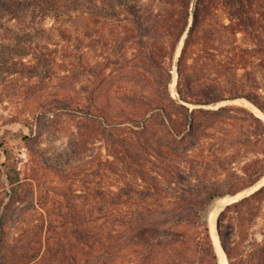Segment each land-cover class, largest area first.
I'll return each mask as SVG.
<instances>
[{
  "label": "trees",
  "instance_id": "16d2710c",
  "mask_svg": "<svg viewBox=\"0 0 264 264\" xmlns=\"http://www.w3.org/2000/svg\"><path fill=\"white\" fill-rule=\"evenodd\" d=\"M161 1L165 3L164 9L155 12L151 10L153 5L142 7L132 0H0V90L15 76L47 77L50 71L51 53L39 49L31 41L35 34L33 30L41 36L43 28L32 20L31 24L21 25L18 29L14 20H21L27 13L33 19L44 20L51 16L56 20L60 34L73 41L69 16L73 12L88 16L83 36L75 39L86 41V47L101 49L99 55L103 62L89 60L84 66L81 59L85 53L78 57L82 73L86 71L93 77L94 89L86 95V104L78 96L57 90L38 95L43 99L42 104L38 110L28 113H32L37 121L50 115L57 119L63 111L83 114L78 129L86 128V138L72 142L75 155L80 154L86 141V157L91 156L93 144L99 139L104 140L109 154L114 157L108 158L105 165L123 163L128 173L147 183L139 194L132 188L127 191L116 189L112 184L102 183L106 173L101 165L89 168L84 215L75 213L71 224L65 219L58 221L59 213L53 214L52 205L45 200L46 196H42L40 203L47 213L42 226L43 229L47 227L45 237L37 242L41 246L39 250L26 257L23 264L33 261L38 264H185L192 262L195 252H199L200 259L208 264H218L209 218L214 203L225 194H236L264 177V155L243 166L244 174L237 175L238 184L229 191L221 186L222 179L200 181L191 166L187 169L182 165L198 156L203 161L216 163L217 170L227 169L224 160L229 155L215 151L205 153L200 134L201 129L216 125V118L223 113L243 124L244 130L251 134L239 139L240 144H245L252 136L264 140V118L244 104H228L218 109L202 106L246 97L264 112L261 94L240 92L236 84L227 85L232 78H223L233 69L249 68L255 59L264 63V23L258 26L264 16V0ZM220 9L227 12L231 21L217 27L210 21ZM149 10L151 12H146ZM224 31L234 37L243 33L244 45H221ZM186 32L177 61L179 96L176 98L170 90L172 64ZM74 47L78 48L75 44ZM132 48L136 50L134 53H130ZM220 54L225 58L217 59ZM192 58L218 62L223 72L212 80H200L191 72ZM68 65L64 79L73 74L71 70H76L75 65ZM115 66L111 73L119 69L147 75V87L155 90L148 99L138 91L142 88L132 79L120 80L115 96L133 105L131 111L127 106L121 108L125 118L117 116L111 110V102H101L97 94L111 76V73L107 74L108 69ZM254 72L248 71V75L252 78ZM76 77L78 79L80 75ZM137 102H147V108L139 110ZM186 102L197 106L191 107ZM11 121H21V118L16 114ZM25 122L30 126V132H16L14 137H20L35 155L37 137L33 123ZM7 143L4 134L0 141L5 155L1 174H5L9 188L0 192V247H4L6 231L3 208L7 210L18 199L27 183L23 181L14 147ZM156 166L161 170L155 169ZM226 182L232 186L233 182L227 180L224 184ZM262 196L264 186L229 203L221 212L220 233L231 264H245V261L243 258L235 260L233 247L227 241L229 211L242 212L244 207L249 210ZM59 223L64 230L71 229L70 240L58 230ZM191 227L196 228L198 235L191 234ZM64 238L66 240L62 241ZM10 248L13 251L24 245H10ZM257 254L261 259L255 264H264V242L259 244Z\"/></svg>",
  "mask_w": 264,
  "mask_h": 264
},
{
  "label": "rangeland",
  "instance_id": "374dc122",
  "mask_svg": "<svg viewBox=\"0 0 264 264\" xmlns=\"http://www.w3.org/2000/svg\"><path fill=\"white\" fill-rule=\"evenodd\" d=\"M132 1L143 5L142 7L153 5L151 10L154 9L155 12L165 7V3L161 0ZM151 10L146 12H151ZM87 17L86 14L81 12H73L71 16H69L68 23L74 35V37H71L73 41L68 40L67 37L60 34V31L56 27V20L51 16L44 20L39 18L33 19L31 14L27 13L21 20L13 21L15 28L19 29L22 27L21 25L31 24L32 20H35L38 26H40L39 28H43L44 32L43 35L40 36L33 30L35 34L31 41L34 46L37 45L39 49L51 53L52 59L49 64L50 71L48 75H46L47 77L38 76L37 78L32 77L29 79L28 77H22L20 75L15 76L8 81L7 86L0 90V141L5 134L8 139L7 144L13 146L17 154L18 165L22 172L23 181L27 182L26 185H24L25 191H21L18 199L13 201L7 210L3 208V214L6 220V231L4 247H0V264H23L26 257L35 254L36 251L39 250L38 248L41 247L37 242L41 240V237H45L44 234L47 228H42L44 218L47 217V213L40 203V200H43L42 196H46L45 200L52 205L51 210L53 214L56 212L59 213L58 216L56 215L58 221L62 222L65 219L71 224L74 220L75 213L83 217L86 198V172L89 171V168L95 169L98 165H101L102 170L106 173V177L102 179V183L106 186L112 184L116 189L122 188L127 191L128 188H132L136 190V194H139V190L142 186L147 184L142 179L139 180L136 176L128 173L123 163L118 162L105 165V161L108 158L113 159L114 157L109 154V149L104 140L99 139L93 144L94 148L91 156L86 157V141L84 146L82 144L80 154L75 155L72 142L74 140L84 139V137L86 138V128L81 131L78 129L84 117L83 114L63 111L57 119L50 115V117H45L41 121H37L32 113H28L35 109L38 110V107L42 104L43 99L38 97V95L52 94L57 90L61 93L78 96L86 104V95L91 93L94 89V85L91 83L93 77H90L86 71L82 73L78 57H81L83 53H85L81 59V63L84 64V66H86L89 60H91V62H103L101 55H99L102 53L101 49L86 47L84 45L86 41L81 42L79 39H75L76 36H83V30L86 29L85 26L88 20ZM262 17L263 19L258 26L264 23V16ZM257 18L259 20V17ZM192 19L191 17V22ZM230 21L227 12L220 9L210 22L214 25L216 24L218 27L221 26L222 22L229 23ZM217 22L219 24H217ZM20 33L22 32L20 31ZM222 34V41H220L221 45L227 47L244 45L245 40L243 33H238L236 37L231 35L228 31H224ZM186 35L187 32L181 41L172 64L173 79L170 82V90L176 98L179 96L177 89L179 77L177 61L181 54ZM94 36H97V33H95ZM218 40L217 38L214 41L217 43ZM74 44L78 48L75 49ZM79 48L81 51H79ZM134 51H136L135 48H132L130 53H134ZM224 58L225 56L222 54L217 56L219 60ZM260 61V59H255V62L249 68L233 69L230 74L224 75L223 78H232L231 81L227 82V85L232 87L236 84V88H238L237 90L240 92L259 93L263 96L262 100H264V63ZM169 63L168 61V66ZM190 63L193 76H197L200 80H204L205 78L212 80L223 72L221 66L218 65L219 63L210 59L208 60L205 58L196 60L192 58ZM67 64H69L68 66L75 65L76 70H71L73 74H70L69 77L64 79L63 76L68 74V72L65 71ZM114 68H116V66L108 69L107 74H110ZM248 71H255V76L251 78V75H248ZM78 75H80V77L77 79L76 76ZM128 78L132 79L139 88H142V90L138 91H141L148 99L153 96L155 90H151L150 86L147 87V84H149L147 75L143 76L135 72L128 73L126 71H119V69H115L103 87L97 90L100 101L105 103L109 100L112 104L111 110L114 111L115 114H118L117 116L123 118H125V115L121 108L127 106L128 110L131 111L133 105L130 104V102L119 100L115 96V92H117V84L120 83V80ZM143 86H145L146 89H144ZM186 103L191 105V107L197 106L193 103ZM137 104L139 110H145L147 108V102H137ZM228 104H244L258 115L261 116L262 114L260 108L246 97L228 98L202 106L205 108L218 109L220 106ZM16 114L20 116L21 121L12 122L11 118ZM228 116L229 114L227 113L218 116L216 118V125L207 129H201L200 133L203 146L206 149L205 153L208 151H215L221 155H229L228 158L224 160L227 169L217 170L215 168L216 163L213 164L207 160L203 161V158L198 156H193L182 165H186L187 169L191 166V168L195 170L196 177L200 181L206 182V180L216 178L222 179L220 183L221 186L224 190L227 189L229 191L235 189V186L238 184L237 175L244 174L243 166L247 162L258 159L264 155V140L252 136L251 140H246L245 144H240L238 142L239 139H242L243 136H250L251 134L248 133L247 130H244L246 127L243 126V124L236 122V119L229 118ZM52 119H55V121ZM26 120L33 123L34 135L37 137L34 142L35 155L32 154L29 146L23 143L20 137H14L16 132H30L31 128L26 124ZM4 160V151L0 147V192L9 188V182L5 174H1ZM155 169L161 170L158 169V166H156ZM164 170L165 169L162 171ZM227 180L233 182L232 186L227 182L224 184V181ZM259 181H263V185H259L258 189L264 186V177ZM253 186L241 190L236 194L227 193L213 205L209 218L211 232L218 255V264H224V257H226L228 264H231L220 233L219 221L221 212L229 203L236 199L232 198L233 195L241 197L252 191ZM218 203V207L214 210V207ZM75 206H77V210H74ZM219 208L221 209L215 217L214 212ZM60 215H64L65 218ZM229 215L231 216L228 217L227 220L226 234L228 236V243L233 247V254L236 256L235 260L243 258L245 264H255L261 259L257 254V248L260 243L264 242V196H262L260 200L253 202L251 209L248 210L247 207H244L242 212L231 210L229 211ZM63 228L64 227L59 223L58 230L70 240V238H72L71 229L64 230ZM189 231L193 235H198L196 228L191 227ZM64 240L66 239L64 238L62 241ZM10 245H24V248H15L12 251ZM79 259L83 262L80 254ZM30 264L38 263L33 261ZM185 264L208 263L206 260L200 259L199 252H195L192 255V262L190 261Z\"/></svg>",
  "mask_w": 264,
  "mask_h": 264
},
{
  "label": "water",
  "instance_id": "95a60500",
  "mask_svg": "<svg viewBox=\"0 0 264 264\" xmlns=\"http://www.w3.org/2000/svg\"><path fill=\"white\" fill-rule=\"evenodd\" d=\"M233 100H237V99H233ZM261 110V109H260ZM261 116L264 118V112L261 110ZM263 185V181H259L256 185H254L253 187H252V191H250L249 193H247V194H245V195H243V196H236V195H233V197L232 198H236V199H234L233 201H236V200H239V199H242V198H244L245 196H247L248 194H251V192H255L257 189H258V186L259 185ZM218 205H219V203L214 207V210H216V208L218 207ZM221 208H219L217 211H215L214 212V215H215V217L217 216V214H218V212H219V210H220Z\"/></svg>",
  "mask_w": 264,
  "mask_h": 264
},
{
  "label": "bare ground",
  "instance_id": "6f19581e",
  "mask_svg": "<svg viewBox=\"0 0 264 264\" xmlns=\"http://www.w3.org/2000/svg\"><path fill=\"white\" fill-rule=\"evenodd\" d=\"M223 261H224V264H228L226 257H224Z\"/></svg>",
  "mask_w": 264,
  "mask_h": 264
}]
</instances>
